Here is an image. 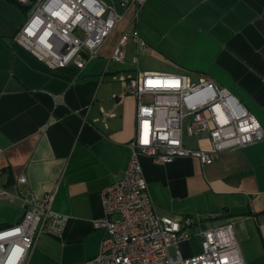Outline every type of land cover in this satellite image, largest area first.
Segmentation results:
<instances>
[{"label": "crops", "instance_id": "0c3cea01", "mask_svg": "<svg viewBox=\"0 0 264 264\" xmlns=\"http://www.w3.org/2000/svg\"><path fill=\"white\" fill-rule=\"evenodd\" d=\"M29 6L0 0V183L41 199L55 193L53 210L69 217L61 236L41 234L23 264H85L103 236L102 191L124 176L136 135L137 97L126 83L131 64L108 62L122 33L136 23L150 62L139 70L203 74L229 89L264 129V0H147L131 8L84 69L52 70L13 40ZM108 68V72L106 69ZM145 98V97H144ZM191 149L211 150L208 135L190 137ZM140 161L157 212L199 221L180 243L185 257L202 250L200 233L232 222L246 264H264V140L215 155L170 163ZM19 203L0 199V228L17 223Z\"/></svg>", "mask_w": 264, "mask_h": 264}, {"label": "built area", "instance_id": "2783aa9c", "mask_svg": "<svg viewBox=\"0 0 264 264\" xmlns=\"http://www.w3.org/2000/svg\"><path fill=\"white\" fill-rule=\"evenodd\" d=\"M13 1L30 8L14 42L52 70L72 64L81 70L98 57L128 11L147 0ZM131 42L137 47L131 64L138 70L126 89L137 97L136 135L124 176L102 191L103 216L93 225L103 236L98 253L85 264H246L232 222L202 231L200 253L182 254L180 243L191 237L189 228L199 219L187 215L178 220L157 212L140 157L158 163L195 157L211 164L220 152L264 140L261 122L229 89L206 75L193 79L185 73L139 70V54L147 43L135 22L122 33L108 62L125 63ZM187 118L188 135H208L211 150L185 145ZM16 184L12 191L0 183V199L23 208L17 223L0 228V264H23L41 234L61 236L69 219L53 210L55 193L39 199L22 191L26 174Z\"/></svg>", "mask_w": 264, "mask_h": 264}, {"label": "rangeland", "instance_id": "374dc122", "mask_svg": "<svg viewBox=\"0 0 264 264\" xmlns=\"http://www.w3.org/2000/svg\"><path fill=\"white\" fill-rule=\"evenodd\" d=\"M150 65V62H148V61H143V58L141 59V57H140V66L141 67H139L140 69L142 68V67H144V66H149ZM134 68H135V66H133ZM149 98L148 97H145L144 98V100H148Z\"/></svg>", "mask_w": 264, "mask_h": 264}]
</instances>
